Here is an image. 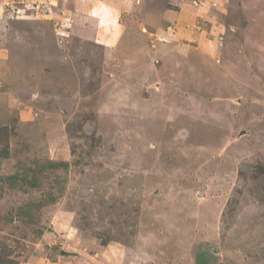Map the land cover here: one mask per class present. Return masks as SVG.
<instances>
[{
    "label": "rangeland",
    "instance_id": "obj_1",
    "mask_svg": "<svg viewBox=\"0 0 264 264\" xmlns=\"http://www.w3.org/2000/svg\"><path fill=\"white\" fill-rule=\"evenodd\" d=\"M132 1L0 0V264H264V16Z\"/></svg>",
    "mask_w": 264,
    "mask_h": 264
},
{
    "label": "crops",
    "instance_id": "obj_2",
    "mask_svg": "<svg viewBox=\"0 0 264 264\" xmlns=\"http://www.w3.org/2000/svg\"><path fill=\"white\" fill-rule=\"evenodd\" d=\"M141 5V13H145L148 15H154L155 18L162 17V15L168 17L169 19L174 21V26L176 27V35L179 37H183L186 40L184 42L186 44H192L194 47H197L199 50V47L204 45H209L212 42V38H209L208 40L202 37L204 31H198V29L201 28L199 18L200 16L205 17V15L215 14L219 13L221 14V18H223V21L220 18V22H218V30L221 29H227L229 26H231V16H236L239 14L240 11L244 12L246 10H250V13L252 15L253 20L257 19L258 17L264 16V10L260 8L264 7V0H222L219 5L215 8H210L209 4L211 0H191L189 3L184 5H180L179 8H173L162 10L158 8L150 9L151 0H140ZM171 1V0H170ZM97 3V2H96ZM184 4V3H183ZM100 5V4H96ZM131 5L133 7V1L132 0H106V2L100 7H103L102 9H111L112 13H117V11H121L123 9V6ZM145 5H148L145 7ZM217 5V4H216ZM216 10L217 12H213V10ZM254 9H257V12H254ZM253 10V11H252ZM237 12V14H235ZM260 12V14H259ZM263 13V14H262ZM145 14L144 17H145ZM202 19V18H200ZM237 19V18H236ZM212 22H216L210 19ZM222 30V31H223ZM206 32V31H205ZM212 32V31H211ZM209 33V32H208ZM204 36V35H203ZM208 41V43L206 42ZM263 41V40H262ZM207 43V44H206ZM85 264H91L89 262H86Z\"/></svg>",
    "mask_w": 264,
    "mask_h": 264
}]
</instances>
